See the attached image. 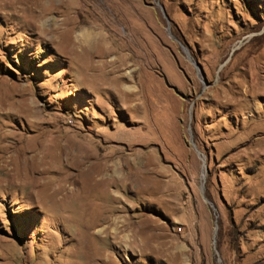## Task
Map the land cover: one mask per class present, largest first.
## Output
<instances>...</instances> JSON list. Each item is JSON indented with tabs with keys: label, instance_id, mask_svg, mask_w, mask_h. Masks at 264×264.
<instances>
[{
	"label": "rangeland",
	"instance_id": "374dc122",
	"mask_svg": "<svg viewBox=\"0 0 264 264\" xmlns=\"http://www.w3.org/2000/svg\"><path fill=\"white\" fill-rule=\"evenodd\" d=\"M0 264H264V0H0Z\"/></svg>",
	"mask_w": 264,
	"mask_h": 264
},
{
	"label": "bare ground",
	"instance_id": "6f19581e",
	"mask_svg": "<svg viewBox=\"0 0 264 264\" xmlns=\"http://www.w3.org/2000/svg\"><path fill=\"white\" fill-rule=\"evenodd\" d=\"M81 38L82 39H85L86 41H88V42H90V43H99V41H101V39H103L104 38V36L103 37H101L99 34L97 35V34H95V33H93V32H91V31H89V30H86V31H83L82 33H81ZM103 42V41H102ZM8 135L7 134H4L3 135V139L5 140V141H7L8 140ZM34 153H35V151H34ZM36 157V156H35ZM124 165V164H123ZM123 165H121L120 163H118V162H116L115 164H113V163H111L110 165H109V167H107V170H109V172H108V174H110V172L112 171L113 173H118L119 174V172L121 171V170H123ZM92 167H93V165H90L89 167H88V169H87V171H88V173H87V171H86V173H85V175H86V177H89L90 178V174H92L93 173V171H92ZM113 168V169H112ZM160 171V170H159ZM111 172V173H112ZM136 176V175H135ZM167 176V175H166ZM89 178H87V180H89ZM90 186V185H89ZM60 188V187H59ZM58 189V188H57ZM90 228V227H89ZM122 228V227H121ZM87 229V228H86ZM92 229H93V227H92ZM120 229V228H119ZM118 230V229H117ZM87 231H90V234H92L93 235V233L91 232V230L89 229H87ZM99 231V230H98ZM122 232V231H121ZM136 237V236H135Z\"/></svg>",
	"mask_w": 264,
	"mask_h": 264
},
{
	"label": "trees",
	"instance_id": "16d2710c",
	"mask_svg": "<svg viewBox=\"0 0 264 264\" xmlns=\"http://www.w3.org/2000/svg\"><path fill=\"white\" fill-rule=\"evenodd\" d=\"M175 89H177L176 87H174Z\"/></svg>",
	"mask_w": 264,
	"mask_h": 264
}]
</instances>
